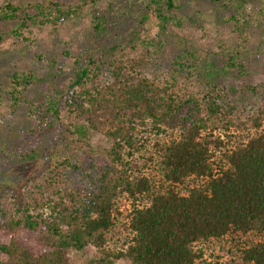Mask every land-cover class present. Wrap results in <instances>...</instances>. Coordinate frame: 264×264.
<instances>
[{
    "label": "trees",
    "instance_id": "16d2710c",
    "mask_svg": "<svg viewBox=\"0 0 264 264\" xmlns=\"http://www.w3.org/2000/svg\"><path fill=\"white\" fill-rule=\"evenodd\" d=\"M249 1L259 2L252 15L264 48V0H214L235 8L237 47L217 51L225 70L242 68L239 56L247 58L250 20L242 9ZM80 2L64 8L58 0H8L0 17L17 22L12 32L23 50L35 43L24 34L31 26L79 16L84 7L96 38L108 34L97 1ZM179 3L144 0L129 41L74 56L68 86L34 105L38 121L65 126L82 148L91 149L89 130L112 145L91 149L100 158L88 162L70 149L53 151L39 178L18 195L0 197V264H73L69 251L87 246L99 254L91 264L121 257L131 264H264V83L229 95L204 82L211 62L197 63L196 49L187 47L173 68L150 74ZM38 81L34 71L18 70L0 86V97L16 109ZM251 233L260 239L245 240ZM237 238L236 258L211 252Z\"/></svg>",
    "mask_w": 264,
    "mask_h": 264
},
{
    "label": "rangeland",
    "instance_id": "374dc122",
    "mask_svg": "<svg viewBox=\"0 0 264 264\" xmlns=\"http://www.w3.org/2000/svg\"><path fill=\"white\" fill-rule=\"evenodd\" d=\"M7 1L0 0V7ZM15 1L35 5L57 0ZM58 1L64 8H75L81 3V0ZM95 1L109 19L108 34L102 38H96L91 13L84 7L79 16L31 26L32 32L26 31L24 34L34 38L35 43L23 50L20 41L12 32L17 22L0 17V86L7 85L10 76L18 70H32L40 77V81L26 91L28 102L16 109L11 107L8 97H0V197L4 200L9 195H18L26 181L39 178L49 162L51 152L70 149L78 158L88 162L100 158L95 151L112 145L108 137L98 131L89 130L88 141L91 149L95 151L87 150L70 140L72 135L65 126L57 124L54 128L48 127L33 115L37 101L57 95L68 86L74 68V56L85 52L94 54L105 46L127 42L133 37L144 0ZM219 5L214 0H180L179 8L172 11L173 20L166 31L164 51L156 58L149 73L156 74L173 68L175 59L187 47L196 49L197 63L206 66L207 61L211 62L205 68V72L210 70V78L202 74L204 82L211 80L214 84L224 86L229 95L233 89L239 93L246 85L264 83L262 35L252 15L258 10L259 2L249 1L242 9L250 20V25L245 29L248 35V53L246 59L239 56L244 66L234 70L224 69L225 59L217 51L220 47L231 50L237 47L238 33L230 20L235 8ZM66 143L72 147H67ZM28 154L39 156L23 160ZM22 235L29 245L38 247L32 234L22 232ZM244 237L249 241L260 239V235L255 233ZM238 241L237 238L235 242L224 246L216 243L211 252L221 255L224 261L236 258V248L233 247ZM98 256L94 246L69 251L70 262L73 264H91ZM110 261L109 264H131L128 257L113 258Z\"/></svg>",
    "mask_w": 264,
    "mask_h": 264
}]
</instances>
